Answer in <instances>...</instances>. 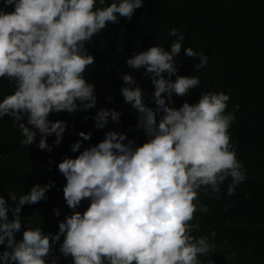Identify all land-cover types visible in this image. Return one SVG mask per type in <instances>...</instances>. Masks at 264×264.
I'll return each mask as SVG.
<instances>
[{"label": "clouds", "instance_id": "obj_1", "mask_svg": "<svg viewBox=\"0 0 264 264\" xmlns=\"http://www.w3.org/2000/svg\"><path fill=\"white\" fill-rule=\"evenodd\" d=\"M142 4L143 0H3L0 78L14 81L15 88L0 98V118L7 114L17 122L22 145L33 143L39 133L37 147L51 150L46 137L54 135L53 143L59 145L66 124L49 120L50 113L96 106L94 84L84 77L94 63L85 43L119 17L130 19ZM9 5L13 10L5 11ZM169 35L176 37L170 51L155 45L126 59L129 68L144 72L136 81L122 74L116 103L95 113L94 127L102 129V140L87 141L91 132L80 131L85 149L58 163L65 177L61 190L72 213L58 222L55 234L25 227L22 238H15L22 228L21 207L47 199L54 181L34 184L19 197L9 194L14 206L0 195V245L5 246L0 264H57L50 254L61 235L59 252L70 256L72 264H200L198 257L210 244L207 236L191 235L194 212L208 211L199 203L198 191L219 193L220 185L231 178V195L246 174L230 142L228 129L235 116L225 111L227 94L201 92L196 103L171 106L173 94L183 96L200 81L193 75L171 79L184 36L176 28ZM183 50L188 57H199L196 68L207 63L205 54L191 47ZM146 77L154 86V108L144 102ZM233 108L238 110V105ZM130 109L137 113L135 127L146 136L140 145L134 139L125 143L126 133L114 128ZM82 140L70 146L72 152L80 149ZM80 204L82 212L76 210Z\"/></svg>", "mask_w": 264, "mask_h": 264}, {"label": "trees", "instance_id": "obj_2", "mask_svg": "<svg viewBox=\"0 0 264 264\" xmlns=\"http://www.w3.org/2000/svg\"><path fill=\"white\" fill-rule=\"evenodd\" d=\"M0 7H4L3 0ZM12 10L11 5L5 8ZM172 28L184 39L181 52L174 57L177 73L171 79L176 75H193L199 77L200 84L183 96L173 94L171 106L179 108L185 101L196 103L201 92L227 94L225 111L235 116L228 129L230 142L246 174L231 195L227 193L231 178L220 185L219 193L198 191L197 199L208 211L204 213L198 208L194 212L189 223L196 226L191 235L207 236L210 244L208 252L198 259L200 264H264V0H143L130 19L119 17L118 22L108 23L85 43L94 63L88 66L84 77L94 84L96 106L72 113H50L49 120L66 124L59 145L53 143L54 135L46 137L51 150L37 147L39 133L33 143L22 145L23 135L17 122L7 114L0 118V195L6 202L14 206L9 194L19 197L34 184L55 182L46 193L47 199L21 207L22 228L15 234L16 240L22 238L25 227H40L45 233L55 234L58 222L72 213L61 190L65 177L59 172L58 163L65 157L75 158L85 149L86 140L79 137L80 131L91 132L87 141L102 140V129L94 127L95 113L100 108L111 109L116 103L123 86L122 74L133 75L136 81L144 72L143 68H129L126 59L155 45L170 51V43L176 40L169 35ZM185 47L205 54L207 63L196 68L199 57L186 56ZM164 75L167 77V73ZM14 88V81L0 78V98ZM143 90L144 102L154 108L150 99L154 86L148 77ZM234 105H238V110ZM135 118L136 111L130 109L114 128L126 133L125 143L134 139L140 145L146 136L135 127ZM77 140H82L81 147L72 152L70 146ZM54 209L59 211L58 216ZM76 210L82 212V205ZM8 215L11 219L10 211ZM60 238L53 245L50 259H57V264H72L70 256L59 252L63 235ZM4 250L5 246L0 245V252Z\"/></svg>", "mask_w": 264, "mask_h": 264}]
</instances>
